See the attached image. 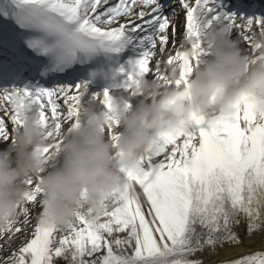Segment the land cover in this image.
Segmentation results:
<instances>
[{
    "label": "snow or ice",
    "instance_id": "6c2138e0",
    "mask_svg": "<svg viewBox=\"0 0 264 264\" xmlns=\"http://www.w3.org/2000/svg\"><path fill=\"white\" fill-rule=\"evenodd\" d=\"M0 20L26 45L10 46L24 82L0 87V149L15 143L27 99L47 129L46 156L83 100L110 107L105 97L124 92L134 102L140 76L179 86L164 77L199 63L203 29L227 26L246 53L264 37V15L241 0H0ZM114 163L126 189L109 195L102 215L78 212L69 224L45 221L48 192L40 176L27 178L16 218L0 224V264H205L198 254L244 243L241 223L249 237L264 234V114L252 102L161 134L134 172L118 155ZM213 264H264V249Z\"/></svg>",
    "mask_w": 264,
    "mask_h": 264
},
{
    "label": "clouds",
    "instance_id": "9594fccd",
    "mask_svg": "<svg viewBox=\"0 0 264 264\" xmlns=\"http://www.w3.org/2000/svg\"><path fill=\"white\" fill-rule=\"evenodd\" d=\"M202 40L205 54L191 72L185 64L183 75L173 67L164 77L173 84L180 80L179 86L162 88L161 81L140 76L134 102L124 92L105 97L110 107L95 97L83 100L75 123L61 133L62 142L50 155L44 154L47 129L34 102H21L15 143L0 149V224L16 218L30 176H40L48 192L43 204L47 223L69 224L78 212L95 218L111 193L126 189L128 181L114 163L117 155L134 172L161 134L187 131L196 118L232 112L238 102H252L256 113L264 114V37L254 38L260 47L250 53L220 24L203 29ZM187 51L191 55L193 50ZM108 126L119 134L109 139Z\"/></svg>",
    "mask_w": 264,
    "mask_h": 264
},
{
    "label": "bare ground",
    "instance_id": "6f19581e",
    "mask_svg": "<svg viewBox=\"0 0 264 264\" xmlns=\"http://www.w3.org/2000/svg\"><path fill=\"white\" fill-rule=\"evenodd\" d=\"M182 17H183V13H181V22H182ZM52 164L55 165L56 161H53ZM245 225L246 223H241V225L239 226V232L243 237L244 243L235 247L226 244L220 250L219 255L215 257H209L207 253L198 254L204 257L205 264H213V261L216 260H227V259L235 258L239 255L264 249V240H262V235L264 234H262L261 232H256L251 237H249L246 235ZM16 243L19 244L20 241L18 240Z\"/></svg>",
    "mask_w": 264,
    "mask_h": 264
},
{
    "label": "rangeland",
    "instance_id": "374dc122",
    "mask_svg": "<svg viewBox=\"0 0 264 264\" xmlns=\"http://www.w3.org/2000/svg\"><path fill=\"white\" fill-rule=\"evenodd\" d=\"M246 226V225H245ZM61 264H64V262L63 261H61Z\"/></svg>",
    "mask_w": 264,
    "mask_h": 264
},
{
    "label": "trees",
    "instance_id": "16d2710c",
    "mask_svg": "<svg viewBox=\"0 0 264 264\" xmlns=\"http://www.w3.org/2000/svg\"><path fill=\"white\" fill-rule=\"evenodd\" d=\"M246 227H247V225H246Z\"/></svg>",
    "mask_w": 264,
    "mask_h": 264
}]
</instances>
